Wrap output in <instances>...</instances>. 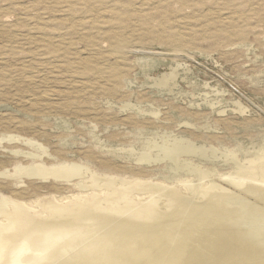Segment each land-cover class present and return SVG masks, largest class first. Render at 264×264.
I'll use <instances>...</instances> for the list:
<instances>
[{
	"label": "bare ground",
	"instance_id": "6f19581e",
	"mask_svg": "<svg viewBox=\"0 0 264 264\" xmlns=\"http://www.w3.org/2000/svg\"><path fill=\"white\" fill-rule=\"evenodd\" d=\"M64 1L66 0H63V3H66ZM79 2L80 0H69L67 3L71 8ZM120 3L118 5L110 3L113 16L110 25L116 28L122 27L124 16L129 11L128 2L124 0ZM94 10L92 8L91 11ZM24 16L23 21L26 18ZM230 19L232 18L228 17L226 22L231 26L228 27L231 28L230 33L242 35L243 29L230 25L232 23ZM107 20L109 21L108 18ZM94 21L93 26L97 25ZM77 24H80L79 20ZM28 25L26 26L29 27L31 23ZM66 32L71 31L67 29ZM92 39V45L98 50L97 55L85 59L79 56L81 59L78 62L79 66L69 64L66 66L67 71L75 72L77 68L91 71L94 76L89 83H101L99 82L101 79H106L111 85L108 90L112 91L119 83V79L126 76L124 73L127 68L118 63L111 66L102 64L100 60L104 56L103 50L99 47L98 41L94 40L96 38ZM43 40L45 41V38ZM128 41L120 32L115 31L107 52L122 57L121 49L128 46ZM168 41L171 45H177L174 49H179L181 42H176L175 38ZM5 43L8 44L7 41ZM22 45L24 46L23 43ZM31 66L33 67L32 64ZM29 71L26 70L28 74ZM174 76L170 74L167 79L172 80ZM152 80L155 85L154 79ZM71 88L73 89V86ZM235 102L238 108L236 110L241 114L247 111L244 105ZM66 106L68 107V104ZM134 107L136 106L132 103L120 105L121 109ZM139 112L143 113L140 110ZM161 116L150 111L149 117L143 120H137L134 116L129 119L140 128L156 129L166 125L165 118ZM20 122L25 123L22 120ZM184 124H187V127L190 125L188 122ZM140 130L135 137L138 147L130 142L125 146L126 139L123 144L120 143L121 147H115L104 138V141H101L93 129L90 131V138L95 141L93 146L75 148L65 147L66 142L59 145L58 142L52 143L48 140L40 142L34 137L17 133L1 134L0 148H3L4 158L0 159V264H264V141L252 146L254 150H245L243 156L238 157L234 150L230 149L233 145L227 148L221 146L222 142L219 140L216 142V139L220 138L217 134L196 133L186 128L180 133L167 132V129L161 133L155 131L151 136L141 137L143 133L141 134ZM126 132L123 133L127 135ZM113 134L106 135L105 138H113ZM53 136L59 141L62 139V134ZM116 137L118 138L117 135ZM213 138L217 146L210 143ZM42 183L50 184L42 186ZM43 189L46 193L41 192ZM3 190L7 191L8 195H1ZM47 194H50L53 201L41 202L38 197L42 195V198H45ZM31 197L35 198L28 199Z\"/></svg>",
	"mask_w": 264,
	"mask_h": 264
},
{
	"label": "rangeland",
	"instance_id": "374dc122",
	"mask_svg": "<svg viewBox=\"0 0 264 264\" xmlns=\"http://www.w3.org/2000/svg\"><path fill=\"white\" fill-rule=\"evenodd\" d=\"M35 1L38 2L35 3ZM68 1L63 3V0H0V44L3 43L0 45V55L2 53L0 57V135L17 133L34 137L40 142L48 140L52 143L58 142L59 145L66 142L65 147L75 148L77 146H93L95 141L90 138V131L93 129L101 141L106 139V142L108 140V143L115 147H121L120 143L123 144L124 139H126L125 146L130 142L138 147L135 137L139 129H141V134L143 133L141 137H146L151 136L155 131L161 133L168 129L167 132L175 134L188 128L196 133L206 132L219 135L220 138L216 139V142L219 140L220 143L222 142L221 146L227 148L233 145L230 149H233L238 157L243 156L245 150H254L252 146L264 141V73H262V71L264 72V0H190V2L187 0L188 3H185L186 0L185 2L182 0H157L156 3L155 0H150V2L149 0H125L129 3V11L128 14L126 13L127 16H124L125 21L120 28L110 25L113 20L110 3L118 5L124 0H86V2L80 0L79 4L71 8L68 6ZM131 1L136 2L133 4ZM179 1L180 3H178ZM26 2L27 5H25ZM102 3L106 6H103ZM13 6L15 7L13 8ZM92 8L96 11H91ZM26 11L30 13H26ZM91 13L95 17L89 15ZM80 15L81 17L85 15V17L81 18ZM23 16L27 18L24 21L22 20ZM75 16L79 18L75 19ZM228 17L232 18L230 25L237 29H243L242 35L237 36L230 33L231 28L228 27L231 26L226 23ZM95 19L98 22H95ZM27 20L29 21L27 22ZM64 20H68V22ZM78 20L80 24H77ZM93 21L97 25L93 26ZM27 24L30 26L27 27ZM66 24L70 29L66 27ZM64 27L71 32H66L67 29ZM103 27L107 28L103 29ZM54 28L56 29L54 30ZM204 28L205 30H203ZM59 30L61 31L59 32ZM46 31L48 32L46 33ZM115 31L120 32L125 40H129L128 46L121 49L122 57H116L107 52L111 36ZM92 37L96 38L94 40L98 41L99 47L103 50L104 56L100 60L102 64L111 66L118 63L127 68L124 73L126 76L119 79L118 85L116 84L112 91L108 90L111 85L106 79H101L99 81L101 83H89L94 76L91 71L81 70V68H77L78 70L76 69L75 72L67 71L66 66L69 64L79 66L78 62L81 59L97 55V47L91 42ZM170 38L181 42L178 51L174 49V47L177 48V45H171L168 41ZM4 41H7L8 44ZM7 45L10 47L8 48ZM26 50L28 51L26 52ZM12 54L14 55L12 56ZM39 57L40 59H38ZM41 59L44 60L41 61ZM48 61L49 64H47ZM40 65L42 67H39ZM105 65L103 66L108 67ZM5 66L6 68L10 66L7 68L10 72L6 68L3 69ZM11 67L13 68L11 69ZM26 70L33 72L29 71L28 74ZM163 72L165 73L161 76L160 74ZM170 74L175 75L172 80L167 79ZM66 87L68 88L66 89ZM235 101L244 105L247 111L241 114L236 110L238 108ZM58 103L60 105H56ZM122 103H132L136 107L121 109ZM211 105L214 107L211 108ZM220 110L224 111L223 115L219 112ZM150 111L157 112L158 116L162 115L166 120H164L165 124L169 126L164 125L156 129L147 127L144 130L129 119L134 116L137 120H143L149 117ZM196 120L198 122H195ZM184 122H188L190 125L187 127ZM104 128L106 129L104 130ZM123 132H126L128 136ZM58 134H62L60 141L53 136ZM110 134H113V138H105ZM243 137L245 138L242 139ZM210 143L217 146L214 138ZM2 153L3 148H0V159L4 158ZM49 184L42 183L41 185ZM41 192L46 193L45 189ZM1 195H8V192L3 190ZM38 198L41 199V202L53 201L50 194H47L45 198H42V195Z\"/></svg>",
	"mask_w": 264,
	"mask_h": 264
}]
</instances>
